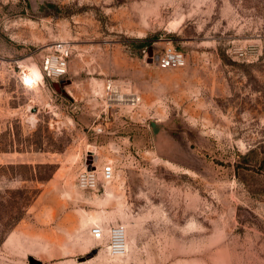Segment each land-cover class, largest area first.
Listing matches in <instances>:
<instances>
[{
    "label": "rangeland",
    "instance_id": "374dc122",
    "mask_svg": "<svg viewBox=\"0 0 264 264\" xmlns=\"http://www.w3.org/2000/svg\"><path fill=\"white\" fill-rule=\"evenodd\" d=\"M171 41L186 66L150 61ZM58 42L65 78L25 85ZM0 264H264V0H0Z\"/></svg>",
    "mask_w": 264,
    "mask_h": 264
},
{
    "label": "built area",
    "instance_id": "2783aa9c",
    "mask_svg": "<svg viewBox=\"0 0 264 264\" xmlns=\"http://www.w3.org/2000/svg\"><path fill=\"white\" fill-rule=\"evenodd\" d=\"M73 53V46L70 42H58L49 46L48 51L42 58L43 75L60 80L68 73L69 59ZM154 62L161 68H182L186 66V58L173 44L169 42L162 53L154 56ZM27 75V73H26ZM25 85L32 86L30 78L24 77ZM38 84V83H37ZM36 84V85H37ZM105 91L112 102L127 104L136 107L140 104L141 98L136 93H124L121 86L113 79H108L105 83ZM102 132V128L97 129ZM116 176V168L112 163L105 166H84L77 174V185L84 191H98L103 183L112 182ZM91 235L98 241H105L108 250L114 255H124L128 250L127 229L124 224H116L105 227L96 223L90 228Z\"/></svg>",
    "mask_w": 264,
    "mask_h": 264
},
{
    "label": "water",
    "instance_id": "95a60500",
    "mask_svg": "<svg viewBox=\"0 0 264 264\" xmlns=\"http://www.w3.org/2000/svg\"><path fill=\"white\" fill-rule=\"evenodd\" d=\"M149 50H150V51H148V54H149V56L151 57V58H150V61H153L154 54L151 53L152 48L150 47ZM69 82H70V81L65 82V80H62V81H60L59 83H54V86L57 88V90H58L60 93L64 94V95L67 96V97H70L69 94H68L66 91H64V90L62 89V87L65 86V84H66V83H69ZM90 159H91V158H90Z\"/></svg>",
    "mask_w": 264,
    "mask_h": 264
},
{
    "label": "bare ground",
    "instance_id": "6f19581e",
    "mask_svg": "<svg viewBox=\"0 0 264 264\" xmlns=\"http://www.w3.org/2000/svg\"><path fill=\"white\" fill-rule=\"evenodd\" d=\"M41 74H43V73L40 72L39 74H37V73H35L33 71H28L26 76L28 78H30V80L32 82V86H35L41 80V78H42Z\"/></svg>",
    "mask_w": 264,
    "mask_h": 264
},
{
    "label": "trees",
    "instance_id": "16d2710c",
    "mask_svg": "<svg viewBox=\"0 0 264 264\" xmlns=\"http://www.w3.org/2000/svg\"><path fill=\"white\" fill-rule=\"evenodd\" d=\"M20 165H21V166H24V164H20ZM37 166H51V164H48V163H46V164H38ZM39 179H40V180H43V179H47V178L39 177ZM28 200H29V198H28ZM28 203H29V202H25L24 204L21 205V207H26ZM18 220H19V219H17V220L14 222V224H15ZM6 230H7V228H6Z\"/></svg>",
    "mask_w": 264,
    "mask_h": 264
},
{
    "label": "crops",
    "instance_id": "0c3cea01",
    "mask_svg": "<svg viewBox=\"0 0 264 264\" xmlns=\"http://www.w3.org/2000/svg\"><path fill=\"white\" fill-rule=\"evenodd\" d=\"M160 41L162 42V39Z\"/></svg>",
    "mask_w": 264,
    "mask_h": 264
}]
</instances>
